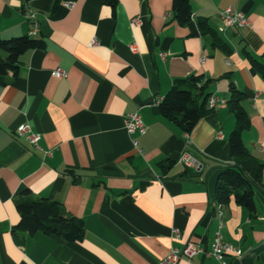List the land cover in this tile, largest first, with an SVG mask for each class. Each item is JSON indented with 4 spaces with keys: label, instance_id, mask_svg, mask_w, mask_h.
<instances>
[{
    "label": "crops",
    "instance_id": "obj_1",
    "mask_svg": "<svg viewBox=\"0 0 264 264\" xmlns=\"http://www.w3.org/2000/svg\"><path fill=\"white\" fill-rule=\"evenodd\" d=\"M171 3L0 0L1 39L28 35L31 12L33 38L44 42L0 83V264H158L187 243L201 252L178 264H221L210 254L219 225L223 241L241 252L225 255L224 264H264V190H254L252 214L232 196L215 200L218 175L233 163L230 83L243 93L249 119L242 144L264 164V80L252 65L264 62V0H190L194 21L204 24L197 36L177 23ZM225 8L242 12L250 27L223 28L217 13ZM188 76L210 80L206 93L225 103L183 134L158 104ZM137 110L145 132L128 135L125 117ZM23 123L50 156L16 137ZM185 151L200 160L199 171L179 163ZM24 191L61 204L83 222V238L13 234Z\"/></svg>",
    "mask_w": 264,
    "mask_h": 264
},
{
    "label": "trees",
    "instance_id": "obj_2",
    "mask_svg": "<svg viewBox=\"0 0 264 264\" xmlns=\"http://www.w3.org/2000/svg\"><path fill=\"white\" fill-rule=\"evenodd\" d=\"M190 0H172L171 11L179 25L189 27L191 35L203 33L204 24L191 20ZM109 3H113L109 1ZM214 45L216 43H213ZM44 42L30 38L28 35L0 38V83H4L9 73L15 74L19 67V58L25 52L41 49ZM224 50L227 47L220 46ZM264 60V58H263ZM252 65L264 80V62L252 60ZM210 80L200 76H188L173 81L169 91L158 104L160 115L183 134H189L201 117L208 111L207 98L210 96L206 89ZM244 95L231 83L228 87L227 104L235 119V128L229 134L228 147L231 165L221 169L215 185V200L226 204L231 196L235 203L244 207L249 213L255 212L253 192L255 189L264 190L261 175L264 164L257 161L245 149L241 140V133L249 128V119L241 106ZM25 198L16 202V211L19 222L12 230L24 231L29 235L41 233L45 236H55L66 242L80 241L84 234V225L81 220L70 217L61 204L45 198H29V192L24 191Z\"/></svg>",
    "mask_w": 264,
    "mask_h": 264
},
{
    "label": "built area",
    "instance_id": "obj_3",
    "mask_svg": "<svg viewBox=\"0 0 264 264\" xmlns=\"http://www.w3.org/2000/svg\"><path fill=\"white\" fill-rule=\"evenodd\" d=\"M217 14L220 24L223 28L240 29V28L250 27L249 19L242 12L236 11L232 8H225L224 10L218 12ZM26 18L31 22V29L28 32V36L30 38H33L36 36L38 32V23L35 20L33 13L31 12L26 13ZM191 20L194 21L192 15H191ZM132 23L134 25H138L139 19L138 18L133 19ZM95 44L96 41L93 39L91 45H95ZM130 50L131 52L136 51L134 45L130 47ZM53 74L58 78L66 77V73L60 69H56L53 72ZM161 100L162 99H160L159 102ZM223 103H225V100L215 95H210L207 98V108L209 110H213L215 106ZM124 128L128 135L143 134L145 132V126L143 124L141 115L138 110L135 111L134 113L128 114L125 117ZM15 135L18 138L24 139L31 146L32 149L42 152L44 156L51 155L49 151H45L41 148L40 146L41 136L40 134L35 133L31 129L29 124L23 123L19 125L15 130ZM179 163L185 168L192 169L195 171H199L202 168V163L200 162V160L188 151H185L181 154ZM218 215L219 217L221 216V211L218 212ZM220 229H221V225H219L217 230L215 231L214 239L210 246V254L221 264H224L222 262V259L225 255L239 256L241 252L238 249L234 248L233 246L223 241ZM172 234L174 238H178L179 236V232L175 229L172 230ZM262 243L264 244V237ZM200 252L201 249H199L197 246H194L191 243H187L181 249L171 248L167 253V255L158 264H178L182 260L192 259L196 254Z\"/></svg>",
    "mask_w": 264,
    "mask_h": 264
}]
</instances>
